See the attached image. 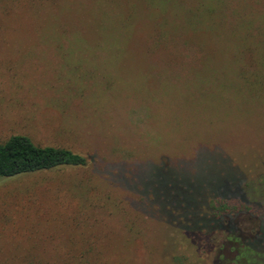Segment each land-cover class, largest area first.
<instances>
[{"label": "rangeland", "instance_id": "1", "mask_svg": "<svg viewBox=\"0 0 264 264\" xmlns=\"http://www.w3.org/2000/svg\"><path fill=\"white\" fill-rule=\"evenodd\" d=\"M148 1L0 26V143L90 158L0 178V264H264V0Z\"/></svg>", "mask_w": 264, "mask_h": 264}, {"label": "trees", "instance_id": "2", "mask_svg": "<svg viewBox=\"0 0 264 264\" xmlns=\"http://www.w3.org/2000/svg\"><path fill=\"white\" fill-rule=\"evenodd\" d=\"M59 2L60 0H0V11L4 9L2 10V14H5V16H0V26L4 23L3 31L9 32L10 30H13L14 32H17L18 28L15 25L9 23H12L11 20H15L20 17V10L22 9V6L32 9L29 12L31 15L33 13L35 15L38 13V15L43 18L47 14H54V6L59 5ZM161 3L165 4V1L161 0ZM155 4L159 5V2L155 1L153 5L156 6ZM153 5L150 7V10L154 11ZM14 6L19 7L18 9H14ZM26 12L27 11H25V13ZM160 42H163L162 37ZM158 45L160 46L162 43H159ZM241 58L245 63H247L249 67L258 66L259 59H262V64H264V55L258 57L254 54H247ZM89 161L90 158L88 156L76 152L70 148L61 146H43L36 144L28 136L20 134L13 135L6 142L0 143V178L62 168L65 166H86L88 165ZM209 209V211H212L213 217H211L214 220L219 221L220 225L224 224L225 216L238 214V212L245 210L253 211L252 206H235L231 203L229 204V201L224 199H216V202L212 203ZM233 220L234 219H232V221L230 220L229 223L234 227L232 234H235L238 239L240 236V228L235 222H233ZM216 228L217 226L213 227L211 231H209V236ZM262 230H264L263 225L260 227L259 231ZM235 235L232 237H235ZM251 239L252 236H247L243 237L241 240H243L242 242L245 241L244 244L249 246L252 251V255L258 254L257 252L259 249H255V246H252L250 242ZM200 241L207 242L208 240L202 239ZM177 261L178 262L175 264H182L180 259Z\"/></svg>", "mask_w": 264, "mask_h": 264}, {"label": "flooded vegetation", "instance_id": "3", "mask_svg": "<svg viewBox=\"0 0 264 264\" xmlns=\"http://www.w3.org/2000/svg\"><path fill=\"white\" fill-rule=\"evenodd\" d=\"M229 239L230 240H235V242L237 243V245H241L240 242H239V240H237V237L236 236L235 237H229ZM243 247H245V249H244L245 253H249L250 254L252 252L251 249L249 248V246H247L246 244H243ZM238 254H240V252H238Z\"/></svg>", "mask_w": 264, "mask_h": 264}]
</instances>
